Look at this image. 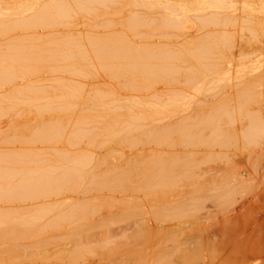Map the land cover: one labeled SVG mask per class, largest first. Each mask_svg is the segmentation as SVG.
<instances>
[{
	"label": "bare ground",
	"instance_id": "obj_1",
	"mask_svg": "<svg viewBox=\"0 0 264 264\" xmlns=\"http://www.w3.org/2000/svg\"><path fill=\"white\" fill-rule=\"evenodd\" d=\"M11 1H12V4H14L15 3L14 1H17V0H14V1L11 0ZM30 1L31 2L27 1L29 3V4L27 3L29 5L27 6L28 10H25L26 9L25 6L21 9H19L18 7L17 9L18 3L14 6L12 5V8L10 11H7L8 8L6 9V6L4 8L5 10L3 11L4 13L2 12L3 9L0 10V13L2 14V15L0 14V16L5 17V18H2L4 20V21L2 20L3 22H1V19H0V24L3 23L1 24V26H3L4 23L8 21L9 19L8 17H11V15H14L13 16L14 18L13 17L10 18V20H12L14 23L10 25H7L8 23L7 24L5 23L6 25H4V27H2L0 30L1 33L4 32L3 33L4 37L5 36L7 37V35H4L5 32L11 33V31L13 32L14 30L18 28L24 29L25 31L28 29V31L30 32L31 29L33 30V29L38 28L36 23L38 24L39 22H40L39 23L40 26H43V24L46 23L47 21L49 22L48 26L50 25L52 26L55 23L57 24L58 20H60L61 18H63L64 20L66 17L67 19L68 15H70L68 14L69 11L71 12V14L73 13L72 17L74 16L75 12L71 11L73 10L72 8H75L74 9L75 11L78 10L79 12L80 11L84 12L83 8L87 7L84 5L95 4L94 6H96L98 4L99 6H104L103 8H106V5H104V3L108 4L110 2V0H103V1L101 0H74V1L70 0L73 2V4L75 2V4L71 5V7L75 5L78 7L81 6V10H79L77 9L78 7L71 8L70 4L68 5L67 3L68 0L67 2L65 0H51L50 2L51 4H45L44 3L45 0L44 2L42 1V3H38L40 2V0H38V2H36L37 0L36 1L30 0ZM47 1L48 0H46V2ZM139 1L140 0L132 1L134 3V4L131 3V5H133V8L134 6H138V7L145 6L147 7L145 10L147 9L151 11L156 10L159 12L162 10L160 13L163 14L161 15L163 16L164 19L163 20L160 19V23L158 22L159 25H157V27L152 28V29L154 30L158 28V30H162V31L163 29H165L164 31H167L169 29H170L169 31H171V29L178 30L177 32L180 31L178 35L175 37L176 41L174 42H176V44L178 43L177 42L178 40L186 41L189 39V35L191 33L189 31L191 29L193 30L192 26L194 28L196 27L193 33L199 34V36L198 34L196 35L198 37H194L195 39H192L194 40L192 41L194 43L185 42L182 44V42H179L181 43L180 48L178 47L179 49L177 47H173L174 45H176V44H173L174 42H171L173 44L172 46L170 45L171 44L170 42L168 43L165 40L164 42H161L162 44L159 42L157 45V43L154 41L155 39L153 40L154 44L152 43L151 45L150 44L148 45L147 42L145 41L146 44L144 42L143 43L141 42V44H145L144 46L143 45L139 46L138 44H132L133 40L130 42L128 41L126 37H124V40L125 38L127 39L125 40L126 42L121 41L123 38L118 33L117 34L121 37V40L118 39L117 37L116 38L117 40L115 39L114 42H113L114 37H112V40L108 39L111 42L107 41V39L105 40L104 38L106 37H103L105 41L103 39L101 40L100 37L95 38L96 42H94L93 44L94 45L93 49L96 54L94 53L93 58L96 57L97 63L98 62L101 63V65L99 64V67H104V65H106L105 61L107 62L108 60L112 59L110 60V62L112 63V61L116 60L115 63L117 67L119 66L122 69L119 70L120 68H116V69L113 68V70L115 71L117 70L116 73L117 75L119 74L118 75L119 78L122 77L126 79V80L124 79L126 83L121 84L122 90L119 89L120 86L118 85L119 91L116 89L118 91L117 93L115 92L116 90L114 91L112 90V92L116 94L114 93L112 94L110 92L105 93V92L100 91L101 95H97L98 97L97 100L99 101L105 100V102L107 103L106 98L109 96V94H111L110 96L111 98L113 97V95L119 98L121 96H124L123 98H121L122 99L121 102L117 100L116 98H114L115 102L111 100L110 98L109 99L111 101L108 99L109 100L108 102H110L109 103L110 105H113L115 107V108L113 107L114 109H116L117 107L121 108L120 105L122 106L121 109H125V108L126 110L130 109V112L133 110V108H138L137 110L139 111V113H140V110L143 109L141 110V113L142 112L145 113L144 115L142 114L143 116L134 115L132 118L131 116L130 117L128 116L130 118L128 119L131 120L132 123L133 122L141 123V126H140V123H138L137 127L138 129L143 128V130H145V133L148 132L147 133V135L149 136V139H147L148 141L146 142V144L142 145V141L140 140L141 144L140 142L139 144L142 146L137 147L135 144H132V143L137 144V141H139V139H141L142 137L138 138L137 141L132 140V143L129 142L128 140V142L126 143V146L128 145L129 147L130 145H132L133 148L129 147L128 149L127 147L128 150L127 151L125 150V152L123 151L124 154L121 153V155L117 157L113 155L114 154L113 150H112V153L110 152V150H108L111 153V155H109L110 153L108 152L109 154L108 153L107 154L109 156L105 154V156L107 157H103L104 155L101 153L102 152L101 150L99 151H101L100 153L102 154V156L98 154L94 155V152H92L91 156H88V157L84 156V154L86 153H83L81 155L78 154V157H74L76 153H72V155L74 154L72 157L65 158L62 156L63 159L60 157L59 158L60 161L57 158V160H54V165L47 164L48 167L41 166L40 165V162L42 161L41 160L38 164L41 167L34 165L37 168L33 169L31 166L32 170L28 169V171L23 170V168L22 170L20 169L23 165L24 166L26 164L30 165L28 163L29 161L26 162L27 159L22 160L25 155V154L23 155L24 152L22 153L23 155V158L21 159L22 161H20V159L13 160L12 158H9V154L12 155L13 153H9L8 156H5L7 154L4 155L3 153L5 158L4 159L2 157L0 158V159H3L2 161H0V164L2 165V166L0 165L1 166L0 167V264H61V262L66 259L60 258L57 256L59 251H57L58 249L54 250V248L57 247L55 246V243L66 241L67 239H69V242H66L64 246L69 247V249H72V250L69 253L68 259L66 260L65 264H215L213 261L214 259H217V258H214L216 256L211 255L212 258H214L212 260L211 256L209 255L211 252H213L211 243L214 242V240L210 238L208 228H206L207 232H205V229L201 227L203 226L202 222H204L205 217L209 216V214L212 212L209 213L205 211V213L201 215L202 216L206 215V216L203 218L201 217L200 213H198V211L201 212L200 208L197 207V205L199 204V200L196 197H194V194H195L194 192L197 191V187L201 185L200 188L204 189V190H201V192L206 191V193L204 194H206L207 197L211 199L213 198L214 200L218 201L217 202L218 205L221 203L218 207H220L222 211L224 209V211L226 212L228 211L233 212V213L236 212L237 200L241 202L242 201L248 202V198L247 197L245 198L242 196L243 191H241V189L243 187H240L242 183L239 182L236 178L231 177L229 181H226L225 179V181L224 182L222 181L221 184L220 183L216 184L218 180H216L215 176L210 177V175H208L209 172H214L212 171V169H210L212 167H210L207 170L204 169L205 171H203L201 174H196L194 172V169L199 164H198V160L196 161V159L194 158V153L191 151V148L193 149V147H197V146L204 147L205 148L204 151L206 153V156H207L206 159H207L210 157L212 158V156L214 155V153L212 152L214 148H216L217 146L220 147L221 145H224L222 144L223 141H222V138L220 137L221 133L219 134V136L218 134L217 135L214 134V133H218V131L216 132L218 127L212 124V121L213 123H215L214 120H216V118L213 119L210 124L208 123L210 119L208 116L209 119L206 123L205 120H207V118H205V115L207 117L206 113L208 112H209L208 115H212L211 113L212 109H215L214 111H216L217 110L216 108H218L220 105L229 104L230 100H232L230 99V97L234 95V93L232 94V89L234 90L233 92L236 91L235 97L237 101L239 102L238 108H236L238 112L241 111L240 104L250 102L254 98H260V99L264 98V57L262 58L263 60H261L262 63H257L254 66H252L253 64L251 65V63L253 62H251L248 65L247 64L245 65V63H240L235 66V68L237 67V71L234 72L235 68L232 69L235 74L231 75V71H230L231 70L230 67L232 66L231 62L233 60L232 58H235L234 55H236V53L239 51V49H237L238 47L235 46L237 44L233 45V43L231 42V39L234 37L233 35H235L234 33L237 34L238 32V33L243 34L242 32L245 31L250 36V40L247 42L251 41V43L254 42V44L258 43L260 46L264 47V0H177L176 5H173L170 2L167 3V1L164 2L163 0H145V1H140V2ZM138 2L139 3L142 2V4L139 5ZM13 7H15V9ZM12 10H15V11H12ZM152 14L155 15L154 13ZM157 15L158 14H156V16ZM130 16L127 18L129 20L128 23L126 24L127 25L126 28H128L127 31L132 30L133 32L134 30L137 29V27H140V28L147 27V25H149L150 23L149 21H144L142 18L138 17L139 15L136 16V15L131 14ZM70 17L71 16H69L68 20L70 19ZM6 18L7 20H5ZM63 20H60V21H63ZM193 22L195 23L196 26L195 25L191 26V23L193 24ZM109 23L110 22H108V24ZM34 25H36L37 27ZM197 25H198V28H197ZM65 32H67V30ZM1 33L0 35H2ZM13 33H16V32H13ZM74 34L76 35L77 32ZM12 36H14V34L11 35V38ZM165 36L168 37V34ZM200 36H202V39L200 38ZM68 37L70 39V37L72 36H68ZM31 38H28L30 41H27V40L26 41L32 42ZM163 38L161 37V39ZM63 39L64 38H62V40ZM69 39L66 38L68 43L66 41L65 44H67V46L64 44L65 42V39H64L62 43L64 44L63 49H65L66 47L68 48L69 45L74 46L73 44H76V47L78 45V48H80L78 49V51L76 50L77 48L74 47L75 49L74 52L77 51L75 52L78 55L77 59L79 60L81 56L83 58L82 54L84 53L85 60L83 58L81 59V61L86 62V59H87L86 56L88 55V54H85L86 50H84L86 49L85 48L86 44H84L83 46L84 49H83L81 48L82 44H80V42L78 43V41L76 42V40L73 39L76 42L75 43L73 40L70 41ZM97 39H100V41ZM157 39L160 40L159 38ZM190 39H191V35H190ZM239 39L241 41V38ZM58 40L59 41L57 42H60V39ZM168 40H171V37ZM21 41H22L21 43L23 44L22 39ZM72 41H73V44H71ZM10 42L11 43L9 47L12 48L13 46L12 50L11 51L9 50L10 52L3 51V50L8 49L9 42H6L7 47L4 46L5 48L2 51L3 53L5 52V55L8 53V55L11 57L6 55L7 57L4 56L3 58L1 57L3 56V54L1 55L0 53L1 55L0 58H2L1 61H3L2 63L6 65L5 67L4 66L2 67L3 69L0 67L1 68L0 70L1 88L3 87L2 86L3 83L11 82L13 79L16 80V78L19 77L15 72L18 71L19 73V71L21 72L23 70L21 73H25L26 71V74L21 75L23 77H26L27 72L31 74V68L34 66L33 63L37 61V65H38L39 64L38 62L44 59V58H41L38 54H36V52L33 53L35 46L30 47V50L34 48L33 50L30 51V50H27L26 47L22 45L20 42H19L20 45L19 43H17L16 45H12L14 44L12 43V40ZM27 42H26V45L29 47V44L31 45V43L27 44ZM52 43L53 42L51 41L50 43L51 46H49V44L46 46L54 47L57 45V43L55 42H54V45H52ZM84 43H85V40H84ZM209 43H212V44L215 43L213 46L216 45L215 46L216 50L217 49L220 50L221 57H222V59L220 58V60H222V62L221 63L216 62V64L213 62L205 66L207 59H208L207 58L205 61V56L210 54L209 53L210 51L208 52V49L206 48L207 47L206 45H208ZM3 44L5 45V43ZM34 44L41 45L40 47L42 48L41 43L34 42L33 45ZM60 44L61 43H59V45ZM0 45L2 48L3 47L2 43ZM135 45H138V46H135ZM57 48L58 46L56 47V50ZM43 49L45 50V48H42V51ZM49 50L53 51L51 48V49H48V51H44L45 54L42 52V54L45 55V58L46 57L49 58V56L47 55L48 52H50ZM59 51L60 50H58V52L56 51V53L54 52L49 53V55H52V56H54V54H57L56 55L58 57L57 59H55L56 56L55 58L50 56V59L56 60V61L53 60L55 64L57 63V60L59 61V59L62 60L60 61L62 63H65L67 61L66 58H68L69 61L70 59L73 60L72 57H74L73 55L75 54L73 50H71L72 52L69 51L68 53H67L68 50L67 51L61 50L60 52ZM81 51L82 52L84 51V52L81 53ZM61 52L63 53L65 52V55L67 54L69 57L62 58L64 55L63 54L59 58L58 55H60ZM240 52L237 53V56L240 55V57H242L241 59H246L247 56L241 54ZM257 52L259 51L257 50ZM35 54L38 55L39 58L38 56L37 58H35L36 57ZM76 54H75V57H76ZM210 59L212 62V58ZM46 60L44 59L45 62ZM78 60H76V62ZM87 60H89V58ZM81 61L79 60V62ZM91 62L92 61L90 60L89 64H91ZM102 62H104L105 64ZM2 63H0V66ZM74 63H75V60H74ZM111 63H109V65L112 67V65H114L115 63L114 64H111ZM51 64H54V63L51 62L50 65ZM50 65L46 66L47 71L48 72L52 71L53 73V69L50 70V68H53V67H50ZM116 65H114L113 67H116ZM44 66L42 69L46 70L44 69ZM183 66H186V67H183ZM34 67L36 68V66ZM34 67H33V70H34ZM48 67H50L49 70H48ZM81 67L82 66H80V69ZM108 67L107 69L110 68ZM124 67L128 69L129 71H127L126 69L124 70L123 69ZM55 69L56 68H54V70ZM40 70L41 69L38 70L39 73H40ZM100 70L103 71L102 69ZM115 71L114 73H112L113 75L116 74ZM35 72L32 71V74L33 73L35 74ZM54 73H60V72H58V70L57 71L55 70ZM30 74H28L29 75L28 78H31V81L32 79L34 80V78L37 79L38 75L40 76V74L37 73L38 75L37 76L34 75L36 77L33 78L32 76H30ZM112 74L110 75L112 76ZM29 80L30 79H28L26 82L28 83ZM61 81H56V84H57L56 86L57 88L62 89L60 91H63V88L67 85V83H63V81L62 82ZM115 81L116 79L114 80V82ZM57 82L59 83L61 82V83L59 84ZM209 82L211 86H214V87L217 86L215 88L219 87L220 89H218V91L216 89L217 92H214L215 88L212 87L211 89V88L206 87L207 83ZM75 83L78 84V82H75ZM8 84L10 85V83ZM29 84L31 87L29 86ZM29 84H27L29 86V89L30 88L33 89L32 82ZM71 84H69L68 91L69 92L71 91L70 95H73L72 93L75 91L74 89H76V87L74 88V86ZM15 85H17L18 87V84H15ZM20 86L18 88L19 89L21 88V91L16 87V89H18L20 93H18L16 89L12 88L14 89V91L16 90L14 92L15 97L17 96V94H20V97L24 94L23 93L24 90L22 91L23 85L21 87ZM58 86H61V87H58ZM10 87H12V85ZM9 88L8 90L11 92L10 90L11 88L10 89ZM38 88L36 87L35 89H33L34 91L32 90L34 94L37 93L36 91H38ZM69 88H72L74 91L72 92V90H70ZM64 89L66 90V93L64 92L63 97L61 96H57V97L54 96V97L57 99L63 98L65 101L66 99L64 98V96L70 99L72 98L74 99L75 97L80 96L79 93L78 94L75 93L77 96L73 95L70 97V95L68 94L69 92L67 91V88H64ZM109 90L111 89L109 88ZM32 91L30 90V92ZM40 91L42 92V90H39L38 92ZM211 91L214 93H212ZM10 92H7V94H9ZM46 92H45V95L47 96ZM75 92H79V89H77ZM229 92H231L230 94L232 95L228 94ZM40 93H37V94H40ZM12 94L13 93L9 95H12ZM80 94H83V92ZM94 94L96 95L95 92ZM30 95L32 96V93H30ZM40 95L43 96L44 94H40ZM37 96L39 97V99L40 98L42 99V96L41 97L39 95ZM199 96L201 98H198ZM24 97L25 96H22V99ZM49 97H52V96H49ZM22 99L21 101H23ZM39 99H37L36 97L35 99L36 101L35 100H32V101L38 102ZM43 100H46V99H43ZM94 100L96 99L94 98ZM123 100L125 101V103H122ZM88 101H91V100L89 99L87 100V102ZM233 101L234 100H232L231 102ZM260 101L262 102V100ZM65 102L69 104L70 101L67 102L66 100ZM65 102L63 103L67 106V108L72 105V104H69L68 106ZM103 102H102V105H103ZM113 103H115V105ZM262 103L264 105V102ZM51 104L48 103L47 108H49L50 107L49 105ZM57 105H60V104H57ZM38 106L39 105H37L36 107ZM41 106L43 107L45 105H41ZM225 106L226 105L222 106L220 110L223 107H224V110L228 107V106L227 107ZM72 107H75V106L73 105ZM104 107H107V106H104ZM236 109L233 108V110L236 112L234 113V115L237 114ZM44 110H46V107L44 108ZM128 110H127V114H128ZM220 110H218V115L220 113L219 112ZM52 111L54 112L55 110H52ZM226 111H228V109H226ZM226 111L224 113L227 114ZM241 112L239 113V115L237 114L238 116H241V117H238L237 115L235 116L239 119H242L241 121H243L242 125L239 121L240 127L243 128L242 130L236 126L238 130H241L239 131L240 132L239 138L241 136V138L244 139L245 143L250 144V145L252 144L254 146L259 147L261 143H264V116H262L263 114L260 112L251 114L249 111H248V114L246 112L245 114ZM123 114L125 115L126 112H124ZM134 114L136 113L134 112ZM214 114L216 113L214 112ZM234 115L230 114L231 116L230 118L232 119V116ZM217 116L215 115V117ZM227 116L229 117V115ZM127 123L124 124L126 125L123 128L124 130L126 129L127 125L130 128L134 124V123L133 124L131 123L132 124L131 126L130 122H127ZM137 127L134 125V129H137ZM44 128H42L43 130L41 129L42 131L39 130L41 135L43 134L45 135V131L47 129L46 128L44 129ZM113 128H114V124H113ZM132 129L133 128H131L130 130ZM39 132H37L38 134L37 133L36 134L40 135ZM207 132H208V136H210L211 139L209 137L205 139L207 136L206 134ZM234 132L237 133L238 131H234ZM234 132L231 131L230 133H234ZM224 133L222 135H225ZM235 133L232 134V136H234ZM59 134L57 133L54 136L53 134H50L51 138L48 136V134L43 137L41 135L38 137H41L43 139L45 138L49 139V140L46 139V141H48L49 143L50 140H54L56 138L58 139V137L60 138L61 136ZM136 134H138V132ZM145 135L146 134H144V136ZM211 135L218 136V138L215 139ZM237 136L238 135L236 134V138ZM38 137L36 138V136H34V138H36L37 140H38ZM131 137L133 136L131 135ZM219 138H221L222 142L218 141ZM228 138H231V136H229ZM239 138H237L238 142L241 140V139L239 140ZM90 139H93V138H90ZM42 141L43 140L41 139V143ZM44 141H43V144L46 142ZM145 141H143V143H145ZM93 142L94 140L91 142H88L87 145L90 147H94L91 145ZM123 142H126V141H123ZM89 143L91 144L89 145ZM117 144L123 145L124 143L119 142ZM107 146L109 145L107 144ZM109 148H111V144ZM123 148L125 147L121 146V149ZM17 155L18 154H15L14 156L17 157ZM10 157H13V155ZM16 157L14 159H16ZM29 157L28 159L30 160ZM254 159H257V158H254ZM30 163H32V161ZM12 164L16 166L18 165L20 166L22 165V166L19 167V170H18V167L15 166L17 168V170L15 171L14 169L13 171L11 169H7L8 166L10 165L9 166L10 168ZM201 177H202V181H200ZM196 180H199L198 186L197 184L195 185V183L198 182ZM252 180L253 179H251V181ZM251 181L249 180V182ZM194 186H196L195 191H194ZM206 196H203V198ZM213 199L210 202H213ZM204 202L205 201H203V203ZM214 203H215L214 205L217 206L216 202ZM197 214H199L198 216H200L201 218L198 217ZM262 225H263V228H261L262 230H261V233L259 234V238L257 241L258 243L256 242L257 245L255 244L256 246L251 247V248L247 246V249H245L244 252L242 251L243 254H241L242 252L241 253L238 252L240 253V255H238L239 257H235L237 255L234 253V252H237L238 250L237 251L234 250L233 252V249H232V252L235 254L233 258L235 257L236 259L234 258L235 259L234 260L233 258H231V260L233 259L234 261H230V260L228 261L232 262V264H264V219H263ZM232 240L236 241L235 238L234 239L232 238ZM113 241H116V242H113ZM105 242L107 243L111 242V243L109 244L106 243V245L109 246L108 249L106 247L103 248V245L101 246L103 248L102 250H104L103 252H98L94 250L93 248H88L89 245L91 244L100 245V243L104 244ZM234 242H231V243H234ZM219 243L221 244V242H218V241L216 242V244L220 245ZM240 243H241V240H240ZM252 245L254 246V244ZM214 246L215 244L213 245V247ZM225 246L227 245H224V247ZM202 248L206 249V251H204ZM201 249L207 253L202 252ZM145 251L146 252L149 251V252L147 254H144ZM200 251L201 253H204V255H201ZM51 258L55 260L51 261ZM224 258L225 256L223 257V260H225ZM237 259L238 261L236 263Z\"/></svg>",
	"mask_w": 264,
	"mask_h": 264
},
{
	"label": "rangeland",
	"instance_id": "obj_2",
	"mask_svg": "<svg viewBox=\"0 0 264 264\" xmlns=\"http://www.w3.org/2000/svg\"><path fill=\"white\" fill-rule=\"evenodd\" d=\"M4 1V2H3ZM14 1V0H13ZM19 1H20V3H19ZM27 1H29V2H31L30 0H17V1H14L13 3L14 4H12V1L11 0H1L0 1V10L1 9H3L2 10V12L5 10L4 8H5V6H6V9H7V11H10L11 10V8H12V5L14 6V5H16L17 3H18V6H17V9H18V7H19V9H21V8H23L24 6L26 7V9L25 10H28L27 9V6H29L28 4V2ZM34 1V0H33ZM32 1V2H33ZM36 1V0H35ZM42 1L44 2V0H40V2H38V0L36 1V2H38V3H42ZM66 2H67V0H65ZM69 1L70 0H68V5L70 4V7H71V5H74L75 4V2H74V4H73V2L72 1H74V0H72V1H70V3H69ZM101 1H103V0H101ZM114 1V2H113ZM133 1V0H132ZM131 0H110V2L108 3V4H106V3H104V5H106V8H103L104 6H99L98 4L96 5V6H98V7H96V6H94L95 4H90V5H84V6H87L85 9L83 8V6H82V8H83V10H84V12H79L77 9H79V10H81V6L80 7H78V6H72V7H78L76 10L77 11H75L74 9L75 8H72L73 10H71V11H73V12H75L74 13V16L72 17V15H73V13L71 14V12L69 11L68 12V14H70V15H68V17H67V19H66V17H65V19L63 20V18H61L60 20H63V21H60V20H58V22H57V24L55 23V24H53L52 26L50 25V26H48V21L46 22V23H44L43 24V26H40L39 25V23L37 24L36 23V25L38 26V28H36V29H31V27H30V32L28 31V29L25 31L24 29H16V30H14L13 32H16V33H13L12 31H11V33L10 32H5V34L4 35H7V37L5 36H3V33H1L2 35H0L1 37H0V44L2 43V48H1V45H0V53H1V55L3 54V56H1V57H3L4 58V56H6V55H8V53L5 55V52H10L11 50H12V48H13V46L12 45H16L17 43H21L22 41H21V39L23 40V44L22 45H24L25 47H26V49L27 50H30V47H34L33 49H34V52L33 53H35L36 52V54H38L41 58H44L45 60H46V62L44 61V59H42V61H39V59H38V65H37V61L36 62H34L33 63V65L34 66H36V68L34 67V70L36 71H34L33 70V67L31 68V74H32V71L33 72H35V74L33 73L32 75L29 73V72H27V76L26 75H24V76H26V77H23V76H21V75H23V74H26V71H25V73H21L20 71H19V73H18V71L17 72H15L19 77L18 78H16V80L15 79H13L11 82H7V83H3L2 84V86L4 87V89H3V87L1 88V84H0V158L2 157L3 159L5 158L4 157V155L5 154H7V155H5V156H8V154L9 153H13L12 155H13V157H10V156H12V155H10L9 154V158H12L13 160H18V159H20V161H22V160H26V162H28L30 165H28V164H26L25 166L23 165H18V166H16V165H14V164H12L11 165V167L9 168V166H8V168L7 169H11L12 171H13V169H14V171L15 170H17V168L16 167H18V170H19V167H21L20 169L22 170V168H23V170H27L28 171V169L29 170H32V168L33 169H35V168H37V167H35V166H39L38 164H39V162H40V165L41 166H44V167H48L47 166V164L48 165H50V164H52V165H54V160H57V158H58V160L60 161V157L62 158V156L63 157H65V158H68V157H72L73 155H72V153H76L75 155H74V157H78V154L79 155H81V154H83V153H86V154H84V156L85 157H88V156H91V153L92 152H94V155H101L102 156V154L104 155L103 157H107V156H109V155H111V153H112V150H113V155H115L116 157L117 156H119V155H121V153H123V151L125 152V150L127 151L128 149H129V147H132L133 148V146L132 145H130L129 143V147H128V145L126 146V143L128 142V140H129V142H131L132 143V140H138V138H141V139H139V141H137V144H139V142H140V144H141V141H142V145L143 144H146V142L148 141L147 139H149V136L147 135V133H145V130H143V128H140V129H142V130H140V129H138V123H140V122H137V123H135V122H131V120H129L130 118V116H131V118L134 116V115H139V116H143L145 113H141V110H143V109H141L140 110V113H139V111L137 110L138 108H133V110L130 112V109L128 110V114H127V110H126V108L125 109H121L122 108V106L120 105V107L121 108H119V107H117L116 109H114L115 107L113 106V105H110L109 103L110 102H108L110 99L111 100H113L114 101V98H116L117 100H119L120 102L122 101V99L121 98H123L124 96H121L120 98L119 97H116L115 95H113V97L111 98L110 96H111V94H109V96L106 98V101H107V103L105 102V100H103V101H99V100H97V95H101L100 93L101 92H105V93H114V92H112V90L114 91V90H118V88H119V86H120V88L119 89H121L122 90V83H126V79L125 78H122V77H120L119 78V74L117 75V73H116V71L115 70H113V68H120L119 66L117 67V65H116V63H115V61H112V63L110 62V60H112V59H110V60H108L107 62L105 61V63H106V65H104L105 63L104 62H102V63H104L103 65H104V67H99V64L101 65V63H97V59H96V57H94L93 58V56H94V42H96V39L95 38H98V37H100V39L102 40L103 39V37H106V38H104L105 40L107 39V41H110V40H108V39H111L112 40V37H114L113 38V42H114V40L118 37V39H120L121 40V37L123 38L121 41H124V42H126L125 40H127L128 39V41H132V44H138L139 46H141V45H145L146 43H145V41L147 42V44L149 45H151L152 43H153V40L157 43V45H158V43L160 42H164V40L166 41V42H174V41H176L175 40V37L178 35V33L180 32H177L178 30H172L171 29V31L172 32H174V33H172L171 31H169V30H167V31H164L165 29H163V31L162 30H158V28L157 29H152V28H155V27H157V25H159V23H160V19L161 20H163L164 18H163V14L162 13H160L159 11H156V10H145L147 7H145V6H140V7H138V6H134V8H133V5H131V3L132 4H134L133 2H132ZM138 1V0H137ZM140 1H145V0H140ZM139 1V2H140ZM164 2H166L167 1V3L168 2H170L171 4H173V5H176L177 4V0H163ZM22 2V3H21ZM49 2V3H48ZM51 2V0H48L47 2H46V0H45V4H51L50 3ZM71 2H72V4H71ZM106 2V1H105ZM108 2V1H107ZM138 2V4L139 5H141L142 4V2L141 3H139ZM4 3V4H3ZM11 3V4H10ZM28 3V4H27ZM111 3H113V4H111ZM19 4H20V6H19ZM34 4V3H33ZM115 4V5H114ZM107 5H108V7H107ZM125 7H124V6ZM94 6V7H93ZM122 6V7H121ZM69 7V8H70ZM116 7V8H115ZM14 9H15V7H13ZM17 9H16V11H17ZM12 11H15V10H12ZM31 11V10H30ZM29 11V12H30ZM117 11V12H116ZM131 11V12H130ZM143 11V12H142ZM146 11V12H145ZM28 12V13H29ZM33 12V11H32ZM78 12V13H77ZM137 12V13H136ZM4 13V12H3ZM77 13V14H76ZM83 13V14H82ZM112 13V14H111ZM133 14V15H139L138 17H140V18H142L144 21H149L150 23H149V25H147V27H137V29L136 30H134L133 32H132V30H129V31H127L128 30V28H126L127 27V23H128V17L131 15V14ZM135 13V14H134ZM144 13V14H143ZM152 13H154L155 15H153ZM160 13V14H159ZM1 14V13H0ZM78 14H80V15H78ZM110 14V15H109ZM130 14V15H129ZM156 14H158L157 16H156ZM162 14V15H161ZM2 15V14H1ZM5 15V14H4ZM144 15V16H143ZM145 15H147V16H145ZM150 15V16H149ZM153 15V16H152ZM8 16H10V15H8ZM7 16V17H8ZM14 15H11V17H13ZM69 16H71L70 17V19L68 20V18H69ZM1 17V16H0ZM11 17H8L9 19H8V21L7 22H5L7 25H10V24H12V23H14L12 20H10V18ZM16 17V16H15ZM96 17V18H95ZM131 17V16H130ZM148 17V18H147ZM2 18H5V17H1L0 19H1V22H3L4 20L2 19ZM14 18V17H13ZM12 18V19H13ZM121 19V20H120ZM3 20V21H2ZM5 20H7V18L5 19ZM156 20V21H155ZM193 20V19H192ZM12 21V22H11ZM65 21V22H64ZM127 21V22H126ZM61 22V23H60ZM62 22H64V23H62ZM108 22H110L109 24H108ZM159 22V23H158ZM4 23V25H6ZM67 23V24H66ZM157 23V24H156ZM1 24H3V23H1ZM1 24H0V26H1ZM46 24V25H45ZM69 24V25H68ZM4 25L3 26H1L0 27V30H1V28L2 27H4ZM36 25H34V26H36ZM154 25V26H153ZM192 25H195V23L193 22V24L191 23V26ZM36 26V27H37ZM40 26V27H39ZM123 26V27H122ZM151 26V27H150ZM196 26V25H195ZM33 27V26H32ZM43 27V28H42ZM150 27V28H149ZM35 28V27H34ZM41 28V29H40ZM126 28V29H125ZM140 28V29H139ZM192 28H193V30L191 29L189 32H191L190 33V35H191V39H190V35H189V39L188 40H183V41H177L178 43L179 42H182V44L183 43H185V42H188V43H194V42H192V41H194V40H192V39H195L194 37H198L199 36V34L198 33H193V31H195V29H196V27L194 28L193 26H192ZM197 28H198V25H197ZM53 29V30H52ZM72 29V30H71ZM38 30V31H37ZM67 30V32H65ZM69 30V31H68ZM237 30H238V28H237ZM51 31V32H50ZM73 33H72V32ZM143 31V32H142ZM197 31V30H196ZM29 32V33H28ZM33 32H34V34H33ZM77 32V34L75 35L74 33H76ZM92 34H91V33ZM104 32V33H103ZM115 32V33H114ZM162 32V33H161ZM164 32V33H163ZM8 33V34H7ZM28 33V34H27ZM83 33V34H82ZM114 33V34H113ZM121 36H119L118 34ZM137 33V34H136ZM145 33V34H144ZM147 33H149V34H147ZM172 33V34H171ZM176 33V34H175ZM200 33V32H199ZM243 34H241V33H238L237 32V34L236 33H234L235 35H233L234 37L231 39V42L233 43V45L234 44H237V45H235V46H237L238 48L237 49H239V51L238 52H240V51H242V52H240L241 54H243V55H245V56H247L246 57V59H241L242 57H240V55H238L237 56V53H236V55H234L235 56V58H232L233 60H232V62H231V75L232 74H235L234 72L235 71H237V67L235 68V66L236 65H238V64H240V63H245V65L247 64H250L251 62H253V63H251V65L252 66H254L255 64H257V63H262L261 62V60H263L262 58L264 57L263 55H264V47H262V46H260L258 43H255V44H257V45H255L254 44V42H252L251 43V41L250 42H247V41H249L250 40V36H249V34L247 33V32H242ZM10 34V35H9ZM12 34H14V36H12V38H11V35ZM16 34V35H15ZM32 34H33V36H32ZM167 35L168 34V37H166L165 35ZM194 34V35H193ZM198 34V36H196ZM201 34V33H200ZM61 35V36H60ZM72 36V37H70V39H69V37L68 36ZM74 35V36H73ZM87 37H86V36ZM89 35V36H88ZM91 35H93V36H91ZM115 35H116V37H115ZM118 35V36H117ZM123 35V36H122ZM163 35V36H162ZM175 35V36H174ZM239 35V36H238ZM32 38H31V37ZM53 36V37H52ZM64 36V37H63ZM67 36V37H66ZM80 36V37H79ZM83 38H82V37ZM138 36V37H137ZM163 38V37H165V38H163V39H161V37ZM17 39H16V38ZM24 37V38H23ZM85 37V38H84ZM90 37V38H89ZM92 37V38H91ZM124 37H126L125 38V40H124ZM170 37H171V40H168V39H170ZM241 38V41H240V39L239 38ZM9 38H11V39H9ZM28 38H31L32 40V42L34 43V42H38V43H41L42 44V48H45V50L43 49V51H42V48L40 47L41 45H38V44H34L33 45V43L32 42H27V41H30ZM37 40H35V39ZM52 38H53V40H52ZM62 38H64L65 39V42H64V44L66 43V38L67 39H69L70 41L71 40H76V42L78 41V43L80 42V44H82V47L81 48H83V46H84V44H86L85 45V48L86 49H84V50H86V52H85V54H88L87 56H86V58L88 59L89 58V60H87L86 59V62L84 63V62H82L81 61V59H83L84 58V51L82 52L81 51V53H83L82 55H83V58H82V56H81V58H79V60L81 61V62H79V60L77 59V57H78V55L75 53V52H77L78 51V49H80V48H78V45H77V47H76V44H73V41H72V43L71 44H73L74 46H72V45H69L68 46V48L66 47L67 46V44H65L66 46V48L65 49H63L64 48V44H62L63 43V41H64V39L62 40ZM88 38V39H87ZM130 38V39H129ZM157 38H159L160 40H158ZM167 38V39H166ZM200 38L202 39V36H200ZM243 38V39H242ZM8 41H7V40ZM16 39V40H15ZM58 39H60V42H57V41H59ZM85 40V43H84V40ZM100 39H97V40H99L100 41ZM103 39V40H104ZM150 39H152V40H150ZM6 40V41H5ZM12 40V43H14V44H12L11 46H12V48H10L9 47V45H10V41ZM15 40V41H14ZM27 40V41H26ZM45 40V41H44ZM50 40V41H49ZM62 40V41H61ZM83 40V41H82ZM87 40V41H86ZM104 40V41H105ZM117 40V39H116ZM173 40V41H172ZM242 40H243V42H242ZM14 41V42H13ZM51 41L53 42L52 43V45H54V42L55 43H57V45L56 46H52V47H49V46H51L50 45V43H51ZM70 41H69V43H70ZM152 41V42H151ZM158 41V42H157ZM191 41V42H190ZM235 41H236V43H235ZM239 41V42H238ZM6 42H9L8 43V49L7 50H3L5 47H7V45H6ZM26 42H27V44H29V43H31V45L29 44V47L26 45ZM45 44H43V43ZM48 42V43H47ZM75 42V41H74ZM75 42V43H76ZM87 42V43H86ZM111 42V41H110ZM136 42V43H135ZM138 42H140V43H138ZM141 42L143 43H145V44H141ZM3 43H5V45L3 44ZM20 43H19V45H20ZM59 43H61L60 45H59ZM67 43H68V41H67ZM77 43V44H78ZM178 43L176 44V42H174L173 44H176V45H178ZM238 43H240V44H238ZM49 44V46H46V45H48ZM154 44V43H153ZM162 44V43H161ZM173 44L171 43L170 45H172L173 46ZM215 44V43H214ZM214 44H212V43H209L208 45H206L207 47V49H208V52L211 54H209V55H207V56H209V57H207V56H205V61H206V59H207V62H206V64H205V66L207 65V64H209V63H215L216 64V62L217 63H221L222 62V60H220V58L222 59V57H221V52H220V50L219 49H217L216 50V45L215 46H213ZM254 44V45H253ZM33 45V46H32ZM37 45V46H36ZM43 45H44V47H43ZM63 45V46H62ZM138 45H135V46H138ZM176 45H174L173 47H179L180 48V45H181V43H179V45L178 46H176ZM5 46V47H4ZM58 46V48H57V50H56V47ZM62 46V47H61ZM72 46V47H71ZM81 46V45H80ZM209 46V47H208ZM210 46H211V48H210ZM252 46V47H251ZM22 47V46H21ZM48 47V48H47ZM74 47H76L77 49V51H75L74 52ZM171 47V46H170ZM172 47V48H173ZM215 48V49H213V48ZM256 47V48H255ZM10 48V49H9ZM29 48V49H28ZM52 48V50L53 51H50V52H48V56H49V58L48 57H46L45 58V55H43L42 54V52L45 54V52L44 51H48V49H51ZM55 48V49H54ZM60 48H62V49H60ZM73 48V49H72ZM178 48V49H179ZM248 48V49H247ZM21 49V48H20ZM33 49H31V50H33ZM40 49H41V51H40ZM47 49V50H46ZM68 51H67V50ZM210 49V50H209ZM241 49V50H240ZM5 51L4 53H3V51ZM10 50V51H9ZM30 50V51H31ZM58 52V50H63V51H67V53L70 51V52H72L71 50H73V52L76 54V57H75V54L73 55L74 57H72V59L73 60H71L70 58V61L68 60V58H66V57H69L67 54L65 55V52L63 53V52H61V54L60 53H58V54H60V55H58L59 56V58H60V56L61 55H63V57L62 58H66L67 59V63L65 62V61H63V62H65V63H62V62H60V61H62V60H60L59 59V61L57 60V65L55 64V62H53V60L54 61H56L55 59H57L58 57L56 56L57 54H54V53H56V51ZM82 50V49H81ZM214 50H215V52H214ZM246 50V51H245ZM257 50L259 51V52H257ZM59 51V52H60ZM212 51V52H211ZM219 51V52H218ZM255 52V53H253V52ZM51 52H54L53 54H54V56H52V55H49V53H51ZM89 52V53H88ZM93 52V53H92ZM41 53V54H40ZM215 54V55H213V54ZM220 53V54H219ZM35 54V55H36ZM96 54V53H95ZM208 54V53H207ZM253 54V55H252ZM256 54V55H255ZM262 54V55H261ZM32 55H34V54H32ZM38 55H36V57L35 58H37V56ZM46 55V56H47ZM90 55V56H89ZM220 55V56H219ZM252 57H251V56ZM258 55V56H257ZM9 56V55H8ZM39 56H38V58H39ZM44 56V57H43ZM50 56H52L53 58H55V56H56V58L55 59H50ZM65 56V57H64ZM71 56V55H70ZM96 56V55H95ZM210 56H212V57H210ZM7 57V56H6ZM9 57H11V56H9ZM80 57V56H79ZM217 57H219V58H217ZM61 58V59H62ZM75 58V59H74ZM210 58H212V62H211V59ZM218 60H217V59ZM251 58H252V60H251ZM13 59V58H12ZM12 59H10V60H12ZM241 59V60H240ZM2 60V58H0V63H2L3 61H1ZM41 60V59H40ZM74 60H75V63H74ZM76 60H78L77 62H76ZM84 60H85V58H84ZM90 60L92 61L91 62V64H89V62H90ZM209 60V61H208ZM8 61V60H7ZM47 61H48V63H47ZM89 61V62H88ZM255 61V62H254ZM45 62V63H44ZM52 62V63H54V64H51L50 65V63ZM60 62V63H59ZM73 62V63H72ZM88 62V63H87ZM111 63V64H114V65H116V67H113L114 65H112V67L109 65V63ZM120 62V61H119ZM118 62V63H119ZM35 63H36V65H35ZM43 63H44V65H46V66H48V65H50V67H53V68H50V67H48V70H49V68H50V70L51 69H53V73H52V71H50V72H48L47 71V68H46V66H44L43 65ZM107 63H108V65H109V67L111 68H109L108 67V65H107ZM233 63H235V64H233ZM4 63H2L1 64V68L4 66H6L5 64L3 65ZM65 64V65H64ZM69 64V65H68ZM89 64V65H88ZM96 66H95V65ZM122 64V63H121ZM121 64H120V66H121ZM32 65V64H31ZM42 65V66H41ZM59 65V66H58ZM63 65V66H62ZM79 67H78V66ZM98 65V66H97ZM102 65V66H103ZM43 66H44V69H46V70H43L42 68H43ZM55 66V67H54ZM66 66V67H65ZM75 66H76V68H75ZM80 66H82L81 67V69H80ZM106 66V67H105ZM187 66V65H186ZM186 66H183V67H186ZM59 67V68H58ZM64 67V68H63ZM93 67V68H92ZM107 67L109 68V69H107ZM1 68H0V70H1ZM54 68H56L55 70L57 71L58 70V72H60V73H54L55 72V70H54ZM89 68V69H88ZM106 68V69H105ZM233 68H235V70H234V72H233ZM3 69V68H2ZM16 69V68H15ZM39 69H41L40 70V73H39ZM78 69H80V70H78ZM86 69V70H85ZM96 69V70H95ZM100 69H102L103 71H101ZM122 68H120L119 70H121ZM124 70L126 69L125 67L123 68ZM5 70V69H4ZM4 70H2V71H4ZM17 70V69H16ZM60 70V71H59ZM73 70V71H72ZM113 70V71H112ZM127 71H129L128 69H126ZM70 71V72H69ZM78 71V72H77ZM82 71V72H81ZM93 71V72H92ZM95 71V72H94ZM96 71H98V72H96ZM114 71H115V73L116 74H112V73H114ZM47 72V73H46ZM81 72V73H80ZM86 72V73H85ZM91 74H90V73ZM102 72V73H101ZM15 73H13V74H15ZM40 74V76L38 75V74ZM74 73H75V75H74ZM79 73H80V75H79ZM98 73V74H97ZM121 73V72H120ZM28 74H30V76H32L33 78L34 77H36L37 75V79L36 78H34V80L32 79V81H31V78H28L29 77V75ZM46 74V75H45ZM50 74V75H49ZM85 74V75H84ZM87 74V75H86ZM95 74V75H94ZM103 74V75H102ZM110 74H112V76H114V77H112ZM34 75H36V76H34ZM66 75V76H65ZM71 77H70V76ZM99 75V76H98ZM110 75V76H109ZM42 76V77H41ZM87 77V79H86V77ZM96 76V77H95ZM107 76V77H106ZM59 77H61V78H59ZM82 77H84V78H82ZM94 77V78H93ZM100 77V78H99ZM103 79H102V78ZM20 78V79H19ZM30 79L29 81H28V83L26 82L28 79ZM50 78V79H49ZM56 78V79H55ZM80 78H82V79H80ZM61 79H62V81H63V83H67V85L64 87V88H67V91H68V87H69V84H71V82H72V84L71 85H73L74 86V88L76 87V89H74L75 91L77 90V89H79V92H75L72 88H69L70 90H72V94L73 95H75V96H77L76 94H78L79 93V95L81 96H77V97H75V98H77V99H70V98H67L66 96H64V98L67 100V102H69V104H72L71 106H69V104H67L65 101H64V99L63 98H55V97H57V96H61V97H63V95H64V92L66 93V90L63 88V91H60V90H62V89H60V88H57V84H56V81H61ZM96 79V80H95ZM107 79V80H106ZM116 79V81L114 82V80ZM125 79V80H124ZM70 80V81H69ZM84 80V81H83ZM86 80V81H85ZM91 80V81H90ZM95 80V81H94ZM105 80V81H104ZM15 81H16V83H15ZM61 81V82H62ZM124 81V82H123ZM21 84V86L23 85V89H22V91H23V95L22 96H25L23 99H22V96L20 97V94H17V96L15 97V95H14V92L17 90L18 91V87L20 86V84ZM32 82V87H33V89H35L36 87L38 88V86H39V88H38V91L39 90H42V92L40 93V92H38V91H36L37 93H40V94H44L45 95V92L47 93V96L45 97L44 95L42 96V95H40V94H37V93H33V89L32 88H30L29 89V86H30V84L29 83H31ZM35 82V83H34ZM41 82V83H40ZM60 82V83H61ZM74 82V83H73ZM75 82H78V84L77 83H75ZM80 82V83H79ZM120 82V83H119ZM8 83H10V85L8 84ZM18 84V87H17V85H15V84ZM25 83H27V84H29V86L27 85V84H25ZM52 83V84H51ZM57 83H59V82H57ZM59 83V84H60ZM97 83H99V84H97ZM4 84H5V86H4ZM6 84H8V85H6ZM82 84H84V85H82ZM87 84V85H86ZM94 84H96V85H94ZM109 84V85H108ZM208 84H209V86H208ZM12 85V87H10ZM14 85V86H13ZM82 85V86H81ZM98 85V86H97ZM119 85V86H118ZM20 86V87H21ZM28 88H27V87ZM35 86V87H34ZM53 86V87H52ZM54 86H56V87H54ZM62 86V85H61ZM61 86H58V87H61ZM64 86V85H63ZM79 88H78V87ZM86 86V87H85ZM90 86V87H89ZM103 86V87H102ZM11 89H10V88ZM16 87L18 88V89H16ZM31 87V86H30ZM71 87V86H70ZM83 89H82V88ZM96 87V88H95ZM104 87H105V89H104ZM112 87V88H111ZM126 87H127V85H126ZM206 87H208V88H211L212 89V87L213 88H215V87H217V86H211L210 85V82L209 83H207V86ZM8 88L11 90V92L8 90ZM12 88H14V89H16L15 91H14V89H12ZM43 88V89H42ZM55 88H57V89H55ZM84 88H86V89H84ZM94 88V89H93ZM99 88V89H98ZM102 90H101V89ZM109 88L111 89V90H109ZM115 88V89H114ZM28 90V92H27V90ZM47 89V90H46ZM53 89H55V90H53ZM82 89V90H81ZM216 89H217V91H218V89H220L219 87L218 88H215L214 90V92H217L216 91ZM13 90V91H12ZM20 91H21V88L19 89ZM30 90L32 91V92H30ZM37 90V89H36ZM58 90V91H57ZM88 91V92H86V91ZM95 90V91H94ZM115 91L116 93L119 91ZM120 90V91H121ZM2 91V92H1ZM45 91V92H44ZM56 91V92H55ZM81 91V92H80ZM99 91V92H98ZM101 91V92H100ZM234 90L232 89V94L234 93V95L232 96V97H230V99H232V100H234L233 102H231L232 100H230V102H229V104H223V105H218L219 107L218 108H216L217 110L216 111H214L215 109H212L211 110V113H212V115H208L209 114V112L208 113H206L207 114V117H206V115H205V118H207V120H205V118H204V120L206 121V123H207V121H208V119H209V121H208V123H210L211 124V121L213 120V119H215L216 118V120H214V122L215 123H213V121H212V124H214V125H216L218 128H217V130H216V132L218 131V133H214V134H218V136H219V134L221 135L220 137L222 138V141H223V143L222 144H224V145H221L220 147L219 146H217L216 148H214L213 149V153H214V155L212 156V158L210 159V158H207L206 159V153H205V148L204 147H199V146H197V147H193V149L191 148V151L194 153V158L196 159V161L198 160V164L199 165H197L196 167H195V169H194V172L196 173V174H201L203 171H205V170H207V169H209L210 167H212V168H210V169H212V171H214V172H209L208 173V175H210V177L212 176V177H214L215 176V178H216V180H218V182L216 183V184H221V182L223 181H225V179H226V181H229V179L232 177V178H236L239 182H241L242 184H241V186L240 187H243L242 189H241V191H243V193H242V196L243 197H247L248 198V202H241V201H239V200H237V202H236V212H230V211H228V212H226V211H224V209H223V211H222V209L220 208V207H218L219 205H218V201H216V200H214L213 198V202H210V201H212V199L211 198H209V197H207L206 196V194H204V193H206V191L204 192V191H202L201 192V190H204L203 188H200L201 187V185H199V180H196V181H198L197 183H195V185L197 184V191H195L196 190V186H194V197H196L198 200H199V206L197 205V207L198 208H200V211L201 212H199L198 211V213H200V215L202 214H204L205 213V211H207V212H212V213H210L209 214V216H206V215H204V216H202L201 215V217L203 218V217H205V219H204V222H202L203 223V226H201V227H203L204 229H205V232H207L206 230V228H208V231H209V234H210V238L212 239V240H214V242H212L211 243V245H212V251L213 252H211L209 255L211 256H216V257H214V258H217V259H214V258H212V256H211V258H212V260L214 259V263L216 264V263H218V264H225L226 262L228 263V264H232V262H230V261H234L236 258L235 257H239L238 255H240V253L243 251L244 252V250L245 249H247V246L249 247V248H251V247H255L256 245H257V241H258V238H259V234L261 233V228H263V225H262V222H263V219H264V143H261V145L258 147V146H254V145H250V144H247V143H245V141H244V139L243 138H241V136H240V138H239V131H241L243 128L242 127H240V124H239V121H240V123H241V125H242V123H243V121H241L242 119H239V118H237V117H235L237 114L239 115V113L241 112V111H243V112H241V113H244L245 114V112L248 114V111L251 113V114H255L256 112H260V113H262L263 115L262 116H264V105H263V103L262 102H264L263 101V99L261 98H254L252 101H250V102H246V103H243V104H240L241 105V108H240V112H238V110L236 109V108H238V104H239V102L237 101V99H236V97H235V92H233ZM4 92V93H3ZM7 92H10L9 94H11V93H13L12 95H9V94H7ZM28 94H27V93ZM44 92V93H43ZM69 92V91H68ZM83 92V94H80V93H82ZM84 92H86V93H84ZM92 94H91V93ZM94 92L96 93V95L94 94ZM212 92V91H211ZM214 92H212V93H214ZM18 93H20L19 91H18ZM26 93V94H25ZM30 93H32V96L30 95ZM59 93H60V95H59ZM63 93V94H62ZM76 93V94H75ZM99 93V94H98ZM116 93H114V94H116ZM231 92H229L228 94H230ZM16 94V93H15ZM69 95L71 94V91L68 93ZM232 94H230V95H232ZM237 94V93H236ZM28 95V96H27ZM31 97H30V96ZM37 95H39L40 97L42 96V99L40 98L39 99V97L37 96ZM66 95V94H65ZM73 95H70V97L71 96H73ZM123 95V94H122ZM190 95H191V93H190ZM193 95V94H192ZM206 95H208V94H206ZM12 96V97H11ZM27 96V97H26ZM49 96H52V97H49ZM55 96V97H54ZM86 96V97H85ZM94 96V97H93ZM19 97V98H18ZM30 97V98H29ZM36 97H37V99H39L38 100V102H35L36 100ZM84 97H85V99H84ZM93 97V98H92ZM16 98H18V99H16ZM27 98V99H26ZM28 98H29V100H28ZM87 98V99H86ZM94 98L96 99V100H94ZM110 98V99H109ZM198 98H201L200 96L198 97ZM10 99V100H9ZM13 101H12V100ZM21 99L23 100V101H21ZM43 99H46V100H43ZM53 99V100H52ZM91 100V101H88L87 102V100ZM109 99V100H108ZM20 100V101H19ZM32 100H35V101H32ZM43 100V101H42ZM48 100V101H47ZM55 100V101H54ZM69 100V101H68ZM94 100V101H93ZM110 100V101H111ZM116 100V101H117ZM125 100V99H124ZM123 100V102L122 103H125V101ZM257 100V101H256ZM260 100H262V102L260 101ZM17 101H19V102H17ZM29 101V102H28ZM32 101V102H31ZM50 101V102H49ZM53 101V102H52ZM96 101V102H95ZM112 101V102H113ZM260 103H259V102ZM11 102V103H10ZM12 102H13V104H12ZM22 102V103H21ZM26 102V103H25ZM32 104H31V103ZM37 103V104H35V103ZM63 102H65L69 107L67 108V106L63 103ZM90 102H92V103H90ZM93 102H95V103H93ZM98 102V103H97ZM101 104H100V103ZM102 102H103V105H102ZM111 102V103H112ZM115 102V101H114ZM118 102V101H117ZM25 103V104H24ZM34 103V104H33ZM48 103L49 104H51V105H49L50 107L49 108H47V106H48ZM74 103V104H73ZM89 103V104H88ZM105 103V104H104ZM257 103V104H256ZM29 104V105H28ZM56 104V105H55ZM57 104H60V105H57ZM95 104V105H94ZM97 104H99V105H97ZM108 104V105H107ZM114 105H115V103H113ZM117 104V103H116ZM6 105V106H5ZM9 105V106H8ZM34 105V106H33ZM37 105H39L38 107H36ZM41 105H45V106H41ZM53 105V106H52ZM75 106V107H72V106ZM83 105V106H82ZM110 105V106H109ZM119 105V104H118ZM122 105H124V104H122ZM224 105H226L225 107H227L226 109H228V111H226V109L224 110V107L220 110V108L222 107V106H224ZM14 106V107H13ZM32 106V107H31ZM59 106V107H58ZM104 106H107V107H104ZM34 107V108H33ZM46 107V110H44V108ZM111 107V108H110ZM114 107V108H113ZM217 107V106H216ZM256 107V108H255ZM3 108V109H2ZM37 108V109H36ZM56 108V109H55ZM58 108V109H57ZM66 108H67V110H66ZM70 108V109H69ZM95 108V109H94ZM233 108L234 109H236V111H237V114H235L234 115V113H236L234 110H233ZM75 109V110H74ZM112 109V110H111ZM122 111H121V110ZM52 110H55L54 112L52 111ZM75 111V113H74V111ZM114 110H115V112H114ZM118 110V111H117ZM218 110H220L219 112V115H218ZM234 112H233V111ZM45 111V112H44ZM47 111V112H46ZM50 111H52V112H50ZM221 111H223V112H221ZM227 112V114L226 113H224V112ZM262 111V112H261ZM41 112H42V114H41ZM56 112V113H55ZM95 112V113H94ZM117 112V113H116ZM124 112H126V114L124 115L123 113ZM134 112L136 113V114H134ZM214 112L216 113V114H214ZM233 112V113H232ZM253 112V113H252ZM121 113V114H120ZM210 113V114H211ZM224 113V114H223ZM249 113V114H250ZM48 114H50V115H48ZM62 114V115H61ZM130 114V115H129ZM143 114V115H142ZM214 114V115H213ZM226 114V115H225ZM230 114L231 115H234V116H232V119L233 118H235V119H231L230 117ZM90 115V116H89ZM215 115L217 116V117H215ZM225 115V116H224ZM227 115H229V117L227 116ZM237 115V116H238ZM124 116V117H123ZM129 116V117H128ZM208 116H209V118H208ZM214 116V117H213ZM59 117V118H58ZM107 117V118H106ZM204 117V116H203ZM212 117V118H211ZM222 117V118H221ZM238 117H241V116H238ZM121 118V119H120ZM126 118V119H125ZM129 118V119H128ZM218 118V119H217ZM237 118V119H236ZM80 119H81V121H80ZM85 120V121H84ZM118 120H119V122H118ZM124 120V121H123ZM230 120V121H229ZM76 121V122H75ZM233 121V122H232ZM235 121H237V122H235ZM81 122V123H80ZM127 122H130V124L132 123L133 124V126H132V124H131V126L132 127H128V125H127V127H126V129L124 130L123 128L126 126V125H124V124H126ZM204 122V121H203ZM83 124V125H82ZM102 124V125H101ZM105 124V125H104ZM112 124V125H111ZM113 124H114V128H113ZM128 124V123H127ZM221 124V125H220ZM123 127H122V126ZM134 125L137 127V129H134ZM224 125H225V127H224ZM46 126V127H45ZM120 126H121V128H120ZM140 126H141V123H140ZM239 127L241 130H238L237 129V127ZM46 128L47 130L45 131V135L43 134L44 133V131H43V135H41L40 134V132H39V130L40 131H42L43 129L42 128ZM104 127V128H103ZM112 127V128H111ZM44 128V129H45ZM131 128H133L132 130H130ZM235 128V129H234ZM42 129V130H41ZM74 129V130H73ZM110 129V130H109ZM127 129H129V130H127ZM237 129V130H236ZM82 130V131H81ZM49 131V132H48ZM73 131V132H72ZM122 131V132H121ZM131 131V132H130ZM136 131V132H135ZM222 131V132H221ZM234 132V131H238L237 133H235V135L234 136H232V134H234V133H230V132ZM37 132H39V134L43 137V136H46L47 134H48V136L51 138V135L50 134H53V136L55 135V134H59L61 137L59 138L58 137V139L56 138V139H54V137H53V139L54 140H50V142L48 143V141H46V139L47 138H45V139H43V138H41V137H38V136H40V135H37L38 133ZM53 132H55V133H53ZM78 132V133H77ZM97 132V133H96ZM138 132V134H136ZM225 132V133H224ZM37 133V134H36ZM109 133V134H108ZM142 133V134H141ZM146 134L145 136H144V134ZM225 134V135H222V134ZM129 134H131L133 137H131V135H129ZM141 134V135H140ZM207 134V136H206V138L205 139H207V137H209L210 139H211V137L210 136H208V132L206 133ZM236 134L238 135L237 136V138H239V142L237 141L238 139L236 138ZM79 135V136H78ZM82 135V136H81ZM84 135V136H83ZM128 136V137H126V136ZM34 136H36V138L38 137V140L36 139V138H34ZM64 136V137H63ZM105 136V137H104ZM122 136V137H121ZM137 138H136V137ZM140 136V137H139ZM143 136H144V138H143ZM212 136V135H211ZM218 136H215V135H213L212 137H214L215 139L216 138H218ZM229 136H231V138H228ZM48 137V138H49ZM63 137V138H62ZM102 137V138H101ZM116 137V138H115ZM148 137V138H147ZM234 137V138H233ZM34 138V139H33ZM90 138H93V139H90ZM125 138V139H124ZM128 138V139H127ZM133 138V139H132ZM208 138V139H209ZM221 138H219L218 139V141H220V142H222L221 141ZM236 138V139H235ZM32 139H33V141H35V142H33L32 141ZM40 139V140H39ZM41 139L46 143H44L43 144V141H42V143H41ZM88 139V140H87ZM19 140V141H18ZM37 140V141H36ZM47 140H49V139H47ZM55 140H56V142H55ZM90 140V141H89ZM94 140V142L91 144V143H89V145L91 144L92 146H94V147H90V146H88L87 144H88V142H91V141H93ZM141 140V141H140ZM146 140V141H145ZM226 140V141H225ZM52 141V142H51ZM73 141V142H72ZM123 141H126V142H123ZM135 141V142H136ZM143 141H145V143H143ZM72 142V143H71ZM96 142V143H95ZM98 142V143H97ZM101 142V143H100ZM108 142V143H107ZM114 142V143H113ZM124 143L123 145L122 144H117V143ZM134 142V141H133ZM95 143V144H94ZM112 143H113V145H112ZM116 143V144H115ZM28 144V145H27ZM97 144V145H96ZM107 144L109 145V146H107ZM110 144H111V148H109L110 147ZM132 144H135L137 147H140V146H142V145H137L136 143H132ZM263 144V145H262ZM87 145V146H86ZM116 145H118V146H116ZM122 147H125V148H123V149H121V146ZM100 146V147H99ZM103 146H105V147H103ZM116 146V147H115ZM262 146V147H261ZM106 147H107V149H106ZM113 147V148H112ZM117 147H118V149H117ZM127 147H128V149H127ZM105 148V149H104ZM109 148V149H108ZM116 148V149H115ZM222 148V149H221ZM7 149V150H6ZM221 149V150H220ZM99 150H101V151H99ZM108 150H110V152L108 151ZM216 150V151H215ZM247 150V151H246ZM30 151V152H29ZM121 151V152H120ZM204 151V152H203ZM220 151V152H219ZM260 151V152H259ZM24 152V153H23ZM78 152V153H77ZM102 154H101V153ZM110 154H109V153ZM218 152V153H217ZM254 152V153H253ZM258 154H256V153ZM3 153H4V155H3ZM22 153H23V155H24V158H23V155H22ZM109 155H108V154ZM205 153V154H204ZM217 153V154H216ZM15 154H18L17 155V157L16 156H14ZM19 154H21V155H19ZM29 154V155H28ZM60 154H62V155H60ZM88 154H90V155H88ZM105 154H107V156H105ZM117 154V155H116ZM124 154V153H123ZM122 154V155H123ZM247 154V155H246ZM3 155V156H2ZM30 158V160L28 159V157ZM71 155V156H70ZM77 155V156H76ZM112 155V156H113ZM254 155V156H253ZM21 158H20V157ZM53 156V157H52ZM16 157V159H14ZM259 157V158H258ZM23 158V159H22ZM32 158V159H31ZM254 158H257V159H254ZM3 159H0V161H2ZM8 159V158H7ZM22 159V160H21ZM34 159H35V161H34ZM39 159V160H38ZM63 159V158H62ZM38 162H37V161ZM45 160V161H44ZM253 160H254V162H253ZM32 161V163H30ZM249 161V162H248ZM25 162V161H24ZM257 162V163H256ZM34 163H36V164H34ZM44 165H43V164ZM253 163H254V165H253ZM21 164V163H20ZM257 164V165H256ZM1 165V164H0ZM35 165V166H34ZM51 165V166H52ZM58 165V164H57ZM56 165V166H57ZM2 166V165H1ZM0 166V167H1ZM16 166V167H15ZM31 166H32V168H31ZM41 166H39V167H41ZM50 167V166H49ZM54 167V166H53ZM16 168V169H15ZM224 168H226V169H224ZM228 168V169H227ZM256 168V169H255ZM205 169V170H204ZM216 169H217V171H216ZM253 169V170H252ZM20 170V171H21ZM254 171V172H253ZM211 173V174H210ZM213 173V174H212ZM214 173H215V175H214ZM227 174V175H226ZM232 175H234V176H232ZM217 176V177H216ZM224 176V177H223ZM237 176V177H236ZM253 177V178H252ZM221 178V179H220ZM198 179V178H197ZM224 179V180H223ZM251 179H253L252 181H251ZM194 180H195V178H194ZM249 180L251 181V182H249ZM196 181H194V182H196ZM200 181H202V177L200 178ZM249 182V183H248ZM224 184V183H223ZM261 184V185H260ZM199 188H200V190H199ZM240 192V191H239ZM200 193H202V194H200ZM200 195H202V196H200ZM203 196H206V197H204V198H206V199H204L203 198ZM238 197V196H237ZM203 198V199H202ZM239 199V198H238ZM201 200V201H200ZM207 200V201H206ZM203 201H205L204 203H203ZM214 202H216V204H217V206H215L214 204ZM204 204V205H203ZM201 206V207H200ZM202 206H203V208H202ZM214 206H215V208H214ZM205 207V208H204ZM209 208V209H208ZM207 209V210H206ZM212 210V211H211ZM199 214H197V216H198ZM198 217H200V216H198ZM200 217V218H201ZM202 228V229H203ZM213 234V235H212ZM214 236V237H213ZM232 238L234 239H236V241L235 240H232ZM229 239H230V241L231 242H234V243H231L230 241H229ZM241 240V243H243V244H245L246 242V244L245 245H243V244H241L240 243V240ZM216 240V241H215ZM224 242H222V241ZM225 240H227L228 241V243H227V241H225ZM238 240V241H237ZM58 241V240H57ZM221 242V246L220 245H218V244H216V242ZM246 241V242H245ZM66 242H69V239H67L66 241H62V242H57V243H55V246H57V247H55L54 248V250H57V251H59L58 252V254H57V256L58 257H60V258H65L66 260L68 259V256H69V253L71 252V250L72 249H69V247H65L64 246V244L66 243ZM113 242H116V241H113ZM210 242H211V240H210ZM226 242V243H225ZM231 243V245H230V243ZM257 242V243H256ZM106 243L107 242H105L104 244H105V246H104V244L102 243H100V245H96V244H91V245H89V247L88 248H93L94 250H96V251H98V252H103L104 250H102L104 247H106L107 249L109 248V246L108 245H106ZM109 243H111V242H108L107 244H109ZM223 243V244H222ZM237 243V244H236ZM239 243V244H238ZM215 244V246L213 247V245ZM252 244H254V246L252 245ZM256 244V245H255ZM103 245V248L101 247ZM224 245H227V246H225V247H227V248H225L224 247ZM239 245H241V246H239ZM243 245V246H242ZM100 246V247H99ZM108 246V247H107ZM235 246V247H234ZM217 248V250H216V248ZM231 247V248H230ZM238 247H240V248H238ZM244 249H243V248ZM101 248V249H100ZM215 248V249H214ZM220 248H221V250H220ZM224 248V249H223ZM230 248V249H229ZM236 248H238V249H236ZM74 249V248H73ZM203 249V248H202ZM201 249V251L202 252H204V251H206V249H203L202 250ZM219 249V250H218ZM232 249H233V252H234V250L235 251H237V252H234L237 256H235L234 258H233V256L235 255L233 252H232ZM223 250V251H222ZM231 250V251H230ZM241 250V251H240ZM201 251H200V254L201 255H204V253H207V252H204V253H201ZM209 251V250H208ZM216 251V252H215ZM149 251H145V253L144 254H147ZM222 252H223V254H222ZM232 252V253H231ZM238 252H240V253H238ZM243 252L241 253V254H243ZM217 253V254H216ZM220 254V256H219V254ZM222 254V255H221ZM225 256V260H223V257ZM231 256V257H230ZM221 259H220V258ZM38 258H40V257H38ZM231 258H233L232 260H231ZM219 259V260H218ZM52 260H55V259H53V258H51V261ZM66 260H63L62 262H61V264H65L66 263ZM223 260V261H222ZM227 260V261H226ZM228 260H230V261H228ZM237 261H238V259L236 260V263H237ZM223 262V263H222ZM225 262V263H224ZM226 263V264H227ZM239 263V262H238Z\"/></svg>",
	"mask_w": 264,
	"mask_h": 264
}]
</instances>
